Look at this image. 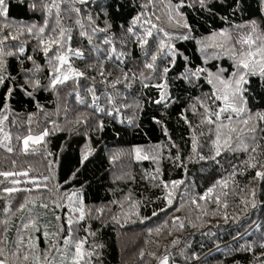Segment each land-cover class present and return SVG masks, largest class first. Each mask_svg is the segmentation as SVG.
<instances>
[{
	"label": "trees",
	"instance_id": "trees-1",
	"mask_svg": "<svg viewBox=\"0 0 264 264\" xmlns=\"http://www.w3.org/2000/svg\"><path fill=\"white\" fill-rule=\"evenodd\" d=\"M7 2L8 20L25 24L42 23L43 13L39 10L34 12L30 7L33 2L39 3V0ZM144 2L145 0H89L88 4L76 6L84 14L91 12L100 28L105 26V21L110 22L112 28L108 35L119 38L123 32L121 25L126 28L132 17L141 11ZM177 2L178 0H172L173 5ZM184 3L185 6L180 11L192 27L190 38H176L184 29L174 30L167 24L164 27L176 33L171 42L183 56L189 58L192 67L202 64L197 41L213 31L250 20H256L264 27V0H207V7H201L197 0H184ZM189 4L190 7L187 6ZM116 5H119L118 10ZM105 7L107 16L102 10ZM151 9L150 5L149 10ZM156 11L158 15L162 14L163 8L159 7ZM74 19L75 14L66 19L65 23L72 25ZM78 33L79 29L74 28L71 46L73 49L80 48L84 52V59H74L72 64L85 72L89 79L81 77L77 82L70 80L66 85L58 86L56 91L39 90L34 97L28 96L20 87L25 81V76L20 71L21 64L13 57L8 58V71L16 78L13 94L7 98L10 111L5 127L12 136L10 146L13 147V152L9 153L6 148L0 147V171L13 170L11 162L16 160V170L31 166L37 171L30 175H48L44 156L39 153L23 155L20 151L22 140L17 141L16 137L27 135L29 128L33 133L45 128L52 132L46 138L47 151L53 154L48 159L58 163L52 169L55 180L49 183H60L63 185L62 191L83 186L86 205L93 209L107 205L111 209L103 214L94 211L93 215H100V218H90L81 224V228L90 226V230L96 233L95 237H89V243L103 246L96 249L98 256L92 258V264H158L149 253L161 256L166 251L169 254V264H259L254 257L262 250L255 247L254 252H249L244 248L264 242V180H252L255 169H247L242 175L239 174L244 168L242 161L247 159V154L224 153L217 157L219 163L210 159L200 160L198 157L189 160V156L194 155L191 147L193 132L199 137L201 129L196 128L199 117L185 109H188L191 98L209 92L210 86L203 80L197 85H190L187 81L178 79L185 66L183 56H180L177 57L176 66L168 74L171 99L166 106L165 103H155L159 99V91L151 84L156 81L149 82L150 86L147 88L135 81L131 87H126L125 84L116 86L121 93L117 99L120 111L108 115L112 109L104 95L106 86L100 83L98 68L94 70L88 67L90 64H98V55L100 60H104V55L94 51L88 40ZM104 35H94L93 42L106 50L108 46L102 44ZM33 45L34 41L28 48V54H33L37 62L44 65L43 54L32 53ZM149 45L154 47L151 40ZM116 47L120 50L119 43ZM124 51L130 55L121 65L123 70H137L144 59L143 50L137 44L129 42ZM230 63L225 58L222 61H209L207 66L215 71L217 65L228 67ZM163 66L162 64L161 67ZM23 67L31 68L32 64L25 61ZM104 67L106 72H112V76L108 77L109 81L120 75L115 63L105 62ZM47 74L45 69L40 75L42 82ZM91 77L96 78L95 83ZM90 87H95L96 95L100 97L94 107L92 94L88 91ZM108 91L111 92L112 89L109 88ZM6 92V87H0V107L5 103ZM248 95L249 107L253 111L264 109V82L253 78ZM80 99L85 102L80 103ZM182 114L191 121L192 128L185 123ZM29 117H32L31 124ZM78 117L86 120V123H77ZM99 121H103L102 130L96 127ZM54 128L57 130L53 131ZM164 128L167 129V135ZM203 130L206 133V128ZM169 137L177 147L171 146ZM199 142L202 145L198 149L200 154L205 157L212 155L206 138L200 137ZM86 145H90L92 153L81 164V153ZM156 145L160 146L158 164L151 159L138 161L134 158L135 147H142L146 150L142 154L151 155L153 153L148 150ZM177 155L180 156V161L175 160ZM181 162L183 166H178ZM234 164L237 165L238 173L234 178L235 183L229 181L228 188L216 189L217 194L221 191L228 193L226 197L221 196V200L227 201V208L222 205L218 208L214 198L199 200V196L217 180L229 176ZM157 167L161 169V174L159 179L152 180L150 176L156 175ZM77 169L79 172L75 178L65 184ZM161 179L165 182L184 181L175 190L171 205L164 198L163 187L154 186ZM253 188L256 192L254 197L251 194ZM129 193L133 200L139 201L138 209H129L128 203H125L122 212L118 205L111 204L113 200H123ZM23 195L25 194H17L18 200ZM194 198L196 203H192ZM242 198L245 203L241 202ZM18 200L13 201L14 205L18 204ZM3 205L4 201L0 200V207ZM132 211H138V215H131L129 219L125 213ZM154 212L156 215H153ZM117 214L120 215L119 223L111 219ZM177 217L179 221H175ZM180 223H183V228H180ZM158 227L162 228L159 234L155 232ZM149 230H152L151 234ZM11 235L14 233H10ZM80 235L84 236L85 233L81 231ZM173 240H178L179 243L173 246ZM40 246L45 247L43 239ZM141 250L145 253L144 257L140 256ZM203 254L205 255L201 257Z\"/></svg>",
	"mask_w": 264,
	"mask_h": 264
},
{
	"label": "snow or ice",
	"instance_id": "snow-or-ice-1",
	"mask_svg": "<svg viewBox=\"0 0 264 264\" xmlns=\"http://www.w3.org/2000/svg\"><path fill=\"white\" fill-rule=\"evenodd\" d=\"M201 7H207V0H197ZM89 0H39L33 2L30 7L35 12L39 10L43 13L42 23H22L8 20L9 9L7 0H0V87H6L5 103L0 107V147L6 148L7 152H13L10 146L12 136L5 130L8 121L10 105L7 98L11 97L16 87L15 77L8 71V58L13 57L21 64V73L25 76L24 84L20 87L25 93L34 97L39 90L56 91L58 86L66 85L68 81L77 82L79 78L86 77L85 72L73 67L74 59H84V52L80 48L71 46L74 28L79 29V36L86 38L98 54L103 53L104 60L97 56L98 64H90L88 67L96 70L101 77L100 83L104 84L105 97L112 111L107 114L118 113L120 107L117 99L121 93L116 88L119 84L131 87L132 82L139 81L143 88L150 86L151 81H156L154 86L159 91V99L155 103H166L171 99L169 92L168 74L176 66L177 57L183 54L172 43L175 32H171L164 27L165 24L174 30L184 29L176 38L187 40L190 38L192 27L188 23L186 16L180 11L185 6L184 0H178L173 5L172 0H145L141 5V11L130 20L128 26L123 29L119 38L108 35L112 28L110 22L105 21V26L100 28L96 24V17L91 13L81 12V8L76 5L88 4ZM63 5V7H62ZM152 9L149 10V6ZM187 6H191L190 4ZM117 10L119 5H116ZM162 7V14H157L156 9ZM107 16V8L102 9ZM75 19L72 25L65 23L66 19ZM226 19V18H225ZM104 33L102 44L108 46L102 49L93 42V36ZM151 40L152 45H149ZM34 41L32 53L40 52L45 58V64L41 65L33 54H28V48ZM129 42L137 44L142 50L144 59L137 70L129 69L124 71L121 65L126 62L130 53L124 51ZM119 43L120 50L116 44ZM202 54V64L191 66V61L187 56H183L185 61L184 70L179 74L178 79L187 81L190 85H197L203 80L210 86V91L201 96L191 98V103L185 111H191L193 115L199 117V124L196 125L199 137L195 131L192 136V153L189 160L198 157L200 160L210 159L219 163L217 157L224 153L243 152L247 154V159L242 161L244 166L239 174L244 170L255 169L252 180H264V109L253 111L249 107V91L253 78H259L264 82V27L256 20H250L244 24L230 26L218 31H213L208 36L197 41ZM231 61L228 67L217 65L213 71L207 65L209 61ZM25 61L32 64L31 68L23 67ZM105 62H113L120 71V75L109 81L108 77L112 72H106ZM164 65L161 67V65ZM47 69V76L44 82L39 78ZM94 83L96 78H90ZM112 91H108V89ZM30 89V90H29ZM92 94V106L100 99L96 95L95 87L88 88ZM79 94L77 93V96ZM80 99V103H84ZM39 107V105H37ZM122 107H130L122 105ZM139 107V105H137ZM105 111L104 109H97ZM183 119L190 128L193 127L186 115ZM31 124L32 117H29ZM77 123H86V120L77 118ZM162 123L161 121H156ZM97 129L102 130L103 121L97 123ZM206 128V133L203 129ZM57 130L56 128L53 131ZM167 135V129H163ZM52 132L45 128L37 133H33L29 128L28 134L20 137L22 140L21 153L23 155L41 154L47 161L46 169L48 175L39 173L30 175L37 170L29 166L27 169L16 170L17 162L13 160V170L0 171V200L4 205L0 207V264H92V258L98 256L97 248L103 247L96 243H89V237H95L96 233L90 230V226L81 228V224L90 218L99 219L100 215H93V212L103 214L106 210L111 211L107 205L93 209L84 203L83 186L79 189L62 191L63 185L60 183H49L55 180L52 171L58 161L48 159L53 154L47 151L46 138ZM200 137H205L212 153L209 157L200 154L198 149L202 147L199 142ZM169 141L172 147H177L174 142ZM159 149L156 145L145 153L142 147L133 149L136 160L151 159L159 163ZM90 145L85 146L81 153V164L87 161L91 155ZM118 159V157H113ZM180 161V156L175 157ZM178 166H183L182 162ZM233 171L226 179L217 180L209 187L199 200L213 199L219 206L227 208V201L221 200V196L226 197L228 193L221 191L216 193V189L228 188L229 181L235 183V176L238 174L237 165H232ZM76 172L65 184L75 178ZM156 175L150 176L152 180L159 179L161 169H155ZM183 180H172L165 182L162 179L155 187H163L165 199L168 205L173 203L175 190L183 184ZM25 185V186H22ZM25 194L18 200L17 194ZM251 194L254 197L256 192L253 188ZM18 204L14 205L13 201ZM242 203L246 201L242 198ZM128 203L129 209H138L139 201L132 198L131 193L124 196L123 200H113L111 204L118 205L121 211ZM196 203V199L192 200ZM197 207H200L197 204ZM179 210V209H177ZM206 214V213H205ZM215 214V213H214ZM130 219L131 215H138V211L125 213ZM153 215H156L154 212ZM113 222L119 223L120 215L111 217ZM18 220V223L16 222ZM179 221V218H175ZM55 222V223H53ZM167 222H165L166 226ZM183 228V223L179 224ZM85 233L84 236L80 232ZM152 230H149L151 234ZM162 228L155 229L157 234ZM10 233L14 235L10 236ZM43 239L45 247L41 248L40 241ZM178 240H173L172 245L178 244ZM258 247L262 251L255 255V260L259 264H264V242L256 246L249 245L245 251L254 252ZM143 250L140 256L144 257ZM158 264H169V254L167 251L161 256L156 253H149Z\"/></svg>",
	"mask_w": 264,
	"mask_h": 264
},
{
	"label": "rangeland",
	"instance_id": "rangeland-1",
	"mask_svg": "<svg viewBox=\"0 0 264 264\" xmlns=\"http://www.w3.org/2000/svg\"><path fill=\"white\" fill-rule=\"evenodd\" d=\"M22 186H25V185H22ZM206 254V253H205ZM205 254H203L201 257H203Z\"/></svg>",
	"mask_w": 264,
	"mask_h": 264
}]
</instances>
